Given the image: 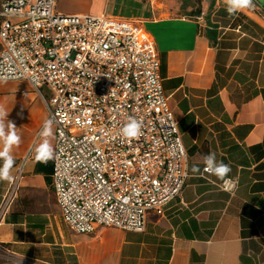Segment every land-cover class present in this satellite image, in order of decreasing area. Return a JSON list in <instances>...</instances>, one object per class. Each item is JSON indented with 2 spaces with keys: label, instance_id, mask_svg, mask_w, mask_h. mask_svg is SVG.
<instances>
[{
  "label": "crops",
  "instance_id": "0c3cea01",
  "mask_svg": "<svg viewBox=\"0 0 264 264\" xmlns=\"http://www.w3.org/2000/svg\"><path fill=\"white\" fill-rule=\"evenodd\" d=\"M255 3L229 16L226 0H56L64 15L143 23L156 44L189 177L162 216L149 215L144 232H74L56 207L53 159L34 158L45 104L27 81H0V107L21 137L13 177L26 159L18 197L0 223V264H264V6ZM210 151L231 164L234 192L203 172ZM196 163L199 174L191 171ZM9 183L0 181V207Z\"/></svg>",
  "mask_w": 264,
  "mask_h": 264
},
{
  "label": "built area",
  "instance_id": "2783aa9c",
  "mask_svg": "<svg viewBox=\"0 0 264 264\" xmlns=\"http://www.w3.org/2000/svg\"><path fill=\"white\" fill-rule=\"evenodd\" d=\"M160 69L142 22L64 15L56 0L3 1L0 81H27L45 104L55 129L53 188L74 232H144L149 215L162 216L183 192L189 156ZM130 118L143 122L138 139L120 134ZM25 165L3 193L0 223ZM220 188L234 192L237 181Z\"/></svg>",
  "mask_w": 264,
  "mask_h": 264
},
{
  "label": "clouds",
  "instance_id": "9594fccd",
  "mask_svg": "<svg viewBox=\"0 0 264 264\" xmlns=\"http://www.w3.org/2000/svg\"><path fill=\"white\" fill-rule=\"evenodd\" d=\"M256 7L255 0H226V12L229 16H235L248 9ZM9 112L0 107V142L3 143V148L0 149V181L13 182L14 177L11 170L14 167L15 160L12 155L14 147H18L21 143V137L16 132L15 124L8 120ZM7 118V124L4 123ZM52 121L46 120L39 136L42 141L34 148L35 161L37 163H47L54 158V149L49 141V137L53 135ZM143 122L130 118L128 122L121 128L120 134L124 139L133 140L138 139L143 135ZM203 172L211 176H215L218 180L228 183L229 174L232 171L230 163H225L222 159H217V154L213 151L202 155ZM192 173L199 174L201 168L199 163L193 164L191 168Z\"/></svg>",
  "mask_w": 264,
  "mask_h": 264
},
{
  "label": "water",
  "instance_id": "95a60500",
  "mask_svg": "<svg viewBox=\"0 0 264 264\" xmlns=\"http://www.w3.org/2000/svg\"><path fill=\"white\" fill-rule=\"evenodd\" d=\"M263 6H264V1L263 0H258Z\"/></svg>",
  "mask_w": 264,
  "mask_h": 264
},
{
  "label": "rangeland",
  "instance_id": "374dc122",
  "mask_svg": "<svg viewBox=\"0 0 264 264\" xmlns=\"http://www.w3.org/2000/svg\"><path fill=\"white\" fill-rule=\"evenodd\" d=\"M58 209H61L58 205L56 206Z\"/></svg>",
  "mask_w": 264,
  "mask_h": 264
}]
</instances>
